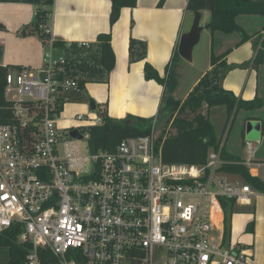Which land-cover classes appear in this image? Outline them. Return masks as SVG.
Masks as SVG:
<instances>
[{
    "label": "built area",
    "instance_id": "obj_1",
    "mask_svg": "<svg viewBox=\"0 0 264 264\" xmlns=\"http://www.w3.org/2000/svg\"><path fill=\"white\" fill-rule=\"evenodd\" d=\"M55 41L45 38L42 70L9 69L6 79V97H15L8 100L14 122L0 125V234L21 232L30 245L25 264H253L241 243L225 237L221 201L250 202L254 190L220 177L224 144L204 165H167V134L157 137L156 118L148 135L114 150L60 155L62 96L81 87L61 77L67 60L55 55ZM79 121L88 129L104 123L101 115ZM247 148V164L259 166L264 182V163L254 164Z\"/></svg>",
    "mask_w": 264,
    "mask_h": 264
},
{
    "label": "crops",
    "instance_id": "obj_2",
    "mask_svg": "<svg viewBox=\"0 0 264 264\" xmlns=\"http://www.w3.org/2000/svg\"><path fill=\"white\" fill-rule=\"evenodd\" d=\"M160 2L161 0H138L135 8L122 10L118 22L113 27L110 25V0H53L51 5L44 7L49 12L44 31H49L55 40L65 44L64 48L54 47L55 55L65 56L67 60L61 77L75 78L84 83L79 93L62 96L64 103L58 121L60 130L81 129L87 124L79 121V117H97L98 111L115 120H126L128 117L153 120L158 118L164 87L155 80H146L145 65L150 64L161 77L164 76L166 67L178 51L182 35L189 32L184 31L187 14H195L188 9L189 0H166L162 7L159 6ZM0 6H15L17 10L30 11L27 18L24 17L23 11H16L21 31L24 26L34 22L35 20L31 19H36L37 16L36 5L0 3ZM208 15L211 17L210 12ZM237 23L251 40L238 47L241 34L237 33L239 40L235 41L230 54L227 53L221 61L227 64L235 63L234 66L252 61L256 56L254 44L261 45L264 40V16L242 15L237 18ZM104 34L111 35L115 54V68L109 75L100 65V46L97 42L98 37ZM132 41H135L136 45L131 51ZM83 43H88L89 46L84 47L81 45ZM20 44L25 48L24 55H20L17 61L11 59L13 62L0 66L9 69L29 67L37 71L42 70L45 55L50 50L45 39L32 35L21 38ZM72 44L77 46L73 47ZM142 47H145L144 57L141 56ZM214 68L211 60V65L195 82L187 97L200 80ZM241 70L227 72L222 86L238 98L253 100L261 91L260 75L264 73V69L255 68L251 64ZM262 93L264 95V91ZM91 102L96 105L95 111L91 109ZM247 119L260 121L255 117ZM223 137L219 139H222L226 151L227 141ZM252 147L255 150V146ZM226 153L242 160L251 176L261 180L259 166L247 164L249 155L248 159H244L229 151ZM251 159L254 164L264 163V158L257 160L252 156ZM255 171H259L260 175ZM253 190L254 195L250 202L243 200L234 205L231 237L252 254L253 264H264V193ZM238 218H241L240 222ZM251 227L252 230H249Z\"/></svg>",
    "mask_w": 264,
    "mask_h": 264
},
{
    "label": "trees",
    "instance_id": "obj_3",
    "mask_svg": "<svg viewBox=\"0 0 264 264\" xmlns=\"http://www.w3.org/2000/svg\"><path fill=\"white\" fill-rule=\"evenodd\" d=\"M110 1L112 5L111 27L118 22L123 9L135 8L138 2V0ZM165 1L161 0L159 6L162 7ZM0 3L36 5V20L24 26L21 34L23 37L38 35L42 39L50 37L40 27L47 22L49 16L48 10H45L44 7L51 5L53 0H0ZM188 9L195 13L210 12L211 23L207 28L212 34L216 32H222L226 35L241 34V41L237 45L239 47L251 40V37L237 23V18L242 15L264 16V0H189ZM111 38L110 34H104L97 39L100 46V65L107 75L115 68V54L112 49ZM135 45V41H132L131 51ZM254 45L256 49L254 60L245 63L242 68H247L251 64L255 68L264 66V40L261 45L257 43ZM72 46L75 47L77 45L72 44ZM54 47L56 49L64 48L65 44L56 40ZM142 49L143 53L141 56L144 57L145 47H142ZM226 55L227 53L212 57V65L215 68L200 80L184 102L175 99L172 95L178 82L175 68L178 65V61L181 60L178 51H176L175 56L166 67L163 77L154 67L146 63V80H155L164 87L158 118L164 114L170 115L169 123L171 126L162 148V157L165 164L182 166L204 165L211 151L218 152L221 149L222 139L216 136L209 116L211 109L221 106L225 107L228 115V125L231 121H235L240 111L248 112L264 107V98L256 97L248 101L238 98L232 91L223 88L222 81L230 70L225 63H221ZM8 73L9 68L0 66V125H8L14 122L12 102L8 101L6 97ZM83 86L84 83L81 82V89ZM98 114L102 116L104 123L99 127L90 129L89 145L91 153L114 150L122 140L145 136L151 131L153 119L128 117L126 120H115L109 118L102 111H98ZM262 132L264 134V123ZM221 151L225 161V165L221 168L222 173L242 176L253 189L264 193V182L251 176L242 160L226 153L225 146L222 147ZM235 203L234 200L221 201V206L225 213V237L227 239L231 236V223ZM249 230H252V227ZM20 235L21 232L17 228L0 234V247L7 249L6 264H25L30 245L21 243L19 240Z\"/></svg>",
    "mask_w": 264,
    "mask_h": 264
},
{
    "label": "rangeland",
    "instance_id": "obj_4",
    "mask_svg": "<svg viewBox=\"0 0 264 264\" xmlns=\"http://www.w3.org/2000/svg\"><path fill=\"white\" fill-rule=\"evenodd\" d=\"M16 11H23L24 17L26 18L30 13V11L27 9L17 10L15 6H0V49L3 50L2 58L0 59V65L6 62H13L11 59L17 61L20 55H24L23 51L25 48L20 44L21 38H23V36L21 34V28L18 27L19 21ZM31 20L34 21L36 19L33 17ZM194 20L195 14L191 12L188 13L184 24V31L191 30ZM210 23L211 17L208 15V12H201L200 26L203 28V31L201 33L200 41L193 51V62L189 63L181 59L178 61V65L175 68L178 82L174 91L172 92V95L175 99L181 102L186 100L187 95L194 86L195 82L201 76H203V74H205L206 70L211 65L212 57H218L224 53L230 54L232 49L231 47L234 46L235 41L239 40V35L237 33L226 35L221 32H217L215 37H213L211 31L207 28ZM252 61L250 60L248 62ZM225 64L226 67L230 69L228 73H231L234 70L242 71L241 69H246L242 68L243 65L234 66L235 63ZM260 67H263L264 69V66ZM260 80L262 86L261 91L258 92V97L262 98L264 97L262 93L264 91V73H261ZM7 97L8 100H13L15 94L12 93ZM209 116L214 126L216 136L218 138L224 136V140L227 141L226 151L231 152L235 156L248 159L249 153L247 145L250 144L251 146H255L253 158L257 160L264 158V135L262 132L264 122V107L254 111H240L235 118V121H231L228 125L227 110L223 106L211 109ZM247 117H255L260 121L248 120ZM169 119V114H164L162 117L157 118L156 127L154 130L157 137L163 138L168 133L171 126ZM252 121L259 122L260 131L255 135H248L247 125ZM79 132L84 137V140L82 141H77L70 138V131L61 130L63 138L62 143L59 146V152L61 156H64V150L82 157L83 159L90 156V129L81 128L79 129ZM64 143L68 144L66 148ZM255 173L260 175L259 171H255ZM220 177L230 181L231 183L246 184V181L242 176L222 173ZM240 221L241 218H238V222ZM234 238L236 239V236H234ZM6 262L7 249L0 247V264H6Z\"/></svg>",
    "mask_w": 264,
    "mask_h": 264
},
{
    "label": "water",
    "instance_id": "obj_5",
    "mask_svg": "<svg viewBox=\"0 0 264 264\" xmlns=\"http://www.w3.org/2000/svg\"><path fill=\"white\" fill-rule=\"evenodd\" d=\"M200 21H201V14L195 13V20L191 30L188 33L183 34L179 42L178 53L183 60L189 63L193 62V51L197 46V44L199 43L201 33L203 31V28L200 26ZM2 54H3V50L0 49V59L2 58ZM44 77L45 74H41V78ZM90 106L93 111L96 110V105L94 102H91ZM247 126H248V131H247L248 135L250 134L255 135L257 134V132L260 131L259 122L252 121L248 123ZM70 137L78 141L84 140V137L81 135L78 129H74L70 131Z\"/></svg>",
    "mask_w": 264,
    "mask_h": 264
}]
</instances>
